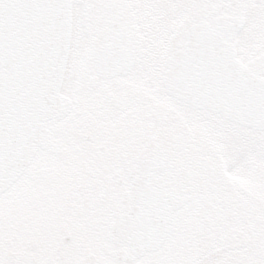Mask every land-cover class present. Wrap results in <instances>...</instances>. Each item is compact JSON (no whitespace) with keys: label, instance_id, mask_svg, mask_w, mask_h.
Returning <instances> with one entry per match:
<instances>
[{"label":"snow or ice","instance_id":"6c2138e0","mask_svg":"<svg viewBox=\"0 0 264 264\" xmlns=\"http://www.w3.org/2000/svg\"><path fill=\"white\" fill-rule=\"evenodd\" d=\"M0 264H264V0H0Z\"/></svg>","mask_w":264,"mask_h":264}]
</instances>
